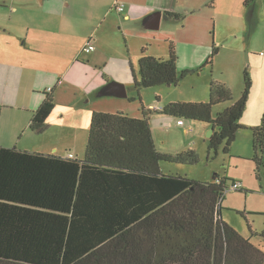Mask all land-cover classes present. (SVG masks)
Listing matches in <instances>:
<instances>
[{"label": "trees", "instance_id": "trees-1", "mask_svg": "<svg viewBox=\"0 0 264 264\" xmlns=\"http://www.w3.org/2000/svg\"><path fill=\"white\" fill-rule=\"evenodd\" d=\"M176 52L171 42L167 59L145 54L138 70L130 62L139 99L144 87L179 84L189 72L212 65L218 47L196 68L179 69ZM244 83L237 98L227 83L213 78L210 99L155 109L142 104L143 117L93 111L83 158L0 145V264H264V249L222 217L226 193L248 189L219 172L210 181L165 172L163 164L193 166L201 157L192 148L161 152L150 124L156 111L206 121L214 128L207 138L209 157L223 144L228 153L245 128L241 119L253 85L247 69ZM53 94L48 91L33 111L32 130L45 131L56 107ZM223 102L231 104L215 113ZM252 130L259 166L264 113Z\"/></svg>", "mask_w": 264, "mask_h": 264}, {"label": "crops", "instance_id": "crops-1", "mask_svg": "<svg viewBox=\"0 0 264 264\" xmlns=\"http://www.w3.org/2000/svg\"><path fill=\"white\" fill-rule=\"evenodd\" d=\"M15 1L13 0V4ZM34 1H29L30 13L27 11L20 12L19 5H13L12 10L10 9V16L4 21L0 20V145L16 146L23 150L64 156L70 152L77 153L72 149L61 152L62 140L56 141L51 137L52 126L63 130L64 135L61 137L64 140L67 138L76 140L80 135L82 140L84 139L86 142L89 138L93 111L114 110L111 102L102 104L92 102V97H101L97 96L99 89L111 80H108V76H104V78L98 77L94 83L87 81L84 77L88 76V67L102 66L105 68L117 54L124 59L122 38L123 44L128 48L130 61L134 64V57L137 56L139 63L141 57L132 52L134 48L130 41L137 35L143 34L145 32L143 28H149L144 24V20L148 15L150 16L157 11H162L160 27L163 22L166 27L171 25L168 38H173L175 45L174 39L178 42L179 53L186 43H180L176 37L181 32L179 27H183L179 23L184 19L183 22L190 27V33L200 35L201 29L196 28L193 24L195 19L206 20V22L212 19L211 13L208 11L211 5H203L204 1L196 4L194 0L191 2H184V0H51V4L57 8L60 2V8H58L59 11L53 9L51 11L52 17L47 18L41 16V13H44L41 3H46L48 0H41L42 2L36 3ZM117 4H123L124 10L119 11ZM164 11L179 13L182 18L166 16ZM253 13L254 16L258 13L257 4L253 8ZM172 20L176 21L175 26L169 24ZM252 27L253 22L251 23ZM134 28L139 30L136 31ZM254 29L255 27H253ZM147 33L149 36L154 34L152 32ZM22 38L24 40L20 42ZM86 38L91 39L96 45V49L89 53L82 50ZM80 40L81 43L79 44ZM120 44L122 46L119 48ZM147 49V46L144 47L142 52L147 51ZM185 53L186 56H183L185 62L190 63L192 61L191 63L196 64L192 60L194 58L193 51L187 48ZM260 58V60L253 59V64L249 60L248 66L253 80L250 100L259 96L254 107V115L251 118L243 115L241 119L245 126L243 129L250 130V132L253 131L252 127L261 124L264 113V93L256 86L258 83H264V54ZM191 65L189 64V66ZM184 67L186 68L185 65ZM112 72L113 75L110 76L116 78L117 82L125 84L130 95V90L135 89L132 88V85L130 86L131 82H128L130 81L129 73L123 71V66L120 70L114 69ZM79 78L85 80L78 82ZM50 90L54 93L56 107L48 118L45 131L39 133L30 128L31 118L33 111L40 107ZM158 106L161 105L156 104L152 109ZM56 110H59V121L53 117ZM119 111L131 110H126L121 106ZM141 117H143V113ZM158 120L156 119L155 125H152L151 129L156 141L155 144L161 152L178 153L191 148L196 150L201 137L206 136L205 131L210 127L212 128L211 125L192 121L189 123L184 121L183 124H178L177 117L172 123L164 119L161 120V123L164 126L165 135H168L167 132L172 128H177L184 133L181 136L170 135L168 141L165 137L163 139L158 135L156 130ZM68 128L74 130L70 136H68ZM239 134L243 133L240 131L237 133L236 141H239L243 136ZM245 136L250 140V146L249 150L241 155L254 156L253 134L252 132L250 135L245 133ZM74 142L72 144H75ZM184 165L186 164H163L162 167L165 172H170L172 169L178 173L188 174L182 167Z\"/></svg>", "mask_w": 264, "mask_h": 264}, {"label": "rangeland", "instance_id": "rangeland-1", "mask_svg": "<svg viewBox=\"0 0 264 264\" xmlns=\"http://www.w3.org/2000/svg\"><path fill=\"white\" fill-rule=\"evenodd\" d=\"M29 1L31 0H16L13 4V0H0V20L4 21L5 18L10 16L13 5H19L20 12L27 11V13H30L31 10L28 8L30 6ZM39 1L42 2L41 0H35L34 3ZM191 1L192 0H184V2ZM244 1L245 0H194L196 4L203 2V5H211L208 11L211 13L212 19L210 18L211 20L207 22L206 20L195 19L197 22L194 21L193 23L196 28L201 29L202 33L200 35L191 34L190 27L186 26L185 22H183L185 21L184 19L181 22L178 21L183 27H179L181 32L177 34L176 37L179 39L180 43L186 42L179 53L178 42L174 39L176 42L175 46L178 55L179 69H185L184 65L186 68L201 66L212 53L213 47L216 46L218 47V53L214 55V63L212 65L208 63L197 72H189L179 84H172L169 86L162 83L148 88L144 87L141 89L142 97L140 99L138 98L139 95L136 90H130V95L128 97H92V102L101 104L111 102L114 110L105 112H118L121 110V106H123L126 110H131L126 111L132 113H129L131 117H141L143 112L142 104H144L147 109H152L156 104L165 107L173 101L197 102L210 99V83L213 78H217L226 83L228 82V86L233 91L234 96L240 97L245 84L244 71L247 69L249 72V60H251L253 64V59L260 60V56L264 54V0H254L249 6H245ZM256 4L258 6V13L254 16L253 8ZM41 6L44 9V13H41V16H46L45 18L52 17L51 11L53 9L59 11L60 2L58 8L51 4V0H48L46 3L43 2V4L41 3ZM21 15L24 16L23 13H21ZM53 15L56 16V14ZM251 17H253L254 20ZM252 22L253 27H255L254 30L253 27L251 28ZM169 24L175 26L177 23L172 20ZM169 27H171V25L166 27L163 22L159 29L143 28L145 32L137 35V37L132 38L130 41L131 46L134 48L132 52L140 55V57L145 54L157 57H163L164 55L165 59H167L169 57L170 43L173 42V38H168ZM134 29L136 31L139 30L136 28ZM147 32H152L154 34L149 36ZM23 40L24 38H22L20 42ZM85 41L87 42L88 38H86ZM121 42L124 48L123 57L125 58L122 59L121 56L117 54L114 55L109 65L105 68L102 66L88 67V76L84 77L87 81L94 83L98 80V77L104 78V76H108V80H117L110 75H113L112 71H114V69L120 70L121 66H123V71L129 73L130 81L128 82H131L130 86L133 84V77L130 70V62L132 61L128 58V48L123 44V38ZM80 43L81 40L79 44ZM121 44L119 48L122 46ZM146 46L148 47L147 51L142 52L143 48ZM187 48L193 51L194 58H192V60H194L196 64L191 63L192 61L190 63L185 62L183 56H186L185 52ZM189 64L192 65L189 66ZM133 65L134 68L138 70L139 63L137 62V56L134 57ZM83 79L79 78L77 81L81 82ZM256 86H258L257 89H261V92L264 93V83H258ZM132 88L134 89L133 85ZM205 95L206 98H204ZM131 97H134V100H132ZM258 98L259 96L251 98V100L249 98L250 101H248L249 103L247 102L244 117L251 118V116L254 115V107L257 104ZM230 104L231 102L218 104L214 107V112L217 113L218 110L225 109ZM58 115L59 110H56L53 115L56 121L60 120ZM156 119H159L156 123V130L158 135L162 138L165 137V139L169 141L170 135H184V133L177 128H172L168 131V135H165L163 131L164 126L161 120L166 119L172 123L176 117L162 114V112H152L150 115L151 126L155 125ZM183 120L188 123L191 121L200 122L210 126L206 121H194L188 118ZM210 129L211 127L205 131L206 136L201 137L196 147L201 157L199 163L193 166L186 164L182 167L185 173H188V176L195 179L210 181L212 180V176H214L216 172H219L222 176L227 175L230 178V182L231 178L241 181L243 187L247 188L248 191L240 192L234 190L227 192L223 200L222 217L228 224L235 227L236 230L244 236H250L251 242L260 245L264 249V236L260 234L264 228V162L258 166L255 160H253V156L249 155L246 157V155H241L244 154L243 152L249 150L250 146V140L246 138L245 133L250 135L252 131L250 132V130L246 129L240 130V133L243 134L239 135L243 136L239 141H236V138L234 144L231 146L230 152L226 153L224 151L225 144H223L219 148V153L214 158H211L208 154L209 142L207 140V132H209ZM50 132L51 137L56 139V141L62 140L60 144L62 147L61 152H67L72 149V151H76V155H78L79 158L85 156L87 141L84 142V139L82 140L80 135L76 140L73 138L64 140V138L61 137L64 135V132L59 127L52 126ZM71 132L73 133L74 130L68 128V136H70ZM161 137L160 139L163 142ZM73 142L75 144H72ZM170 171L175 170L170 169ZM249 222L253 231H251L247 224Z\"/></svg>", "mask_w": 264, "mask_h": 264}, {"label": "water", "instance_id": "water-1", "mask_svg": "<svg viewBox=\"0 0 264 264\" xmlns=\"http://www.w3.org/2000/svg\"><path fill=\"white\" fill-rule=\"evenodd\" d=\"M162 18V11H157L150 16L146 17L144 20V24L146 27L150 29H159L160 21ZM97 96H116V97H127L129 96L127 87L125 84L117 82V80H111L107 82L102 88L99 89ZM214 128H211L209 132H207V137H211Z\"/></svg>", "mask_w": 264, "mask_h": 264}, {"label": "built area", "instance_id": "built-area-1", "mask_svg": "<svg viewBox=\"0 0 264 264\" xmlns=\"http://www.w3.org/2000/svg\"><path fill=\"white\" fill-rule=\"evenodd\" d=\"M116 6L119 9V11H123L124 10V5L123 4H117ZM94 49H96V45L93 43V41L91 39H89L86 42V44L84 45V48L82 50L87 52V53H89V52L93 51ZM183 123H184L183 120H178V124H183ZM71 156H74V154L71 153L70 157ZM236 186H238V185L236 184Z\"/></svg>", "mask_w": 264, "mask_h": 264}, {"label": "flooded vegetation", "instance_id": "flooded-vegetation-1", "mask_svg": "<svg viewBox=\"0 0 264 264\" xmlns=\"http://www.w3.org/2000/svg\"><path fill=\"white\" fill-rule=\"evenodd\" d=\"M253 19V18H252ZM254 20V19H253Z\"/></svg>", "mask_w": 264, "mask_h": 264}]
</instances>
